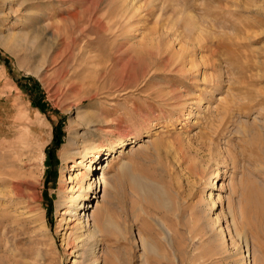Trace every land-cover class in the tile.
I'll return each instance as SVG.
<instances>
[{
  "label": "rangeland",
  "instance_id": "obj_1",
  "mask_svg": "<svg viewBox=\"0 0 264 264\" xmlns=\"http://www.w3.org/2000/svg\"><path fill=\"white\" fill-rule=\"evenodd\" d=\"M1 177L0 264H264V0H0Z\"/></svg>",
  "mask_w": 264,
  "mask_h": 264
},
{
  "label": "bare ground",
  "instance_id": "obj_2",
  "mask_svg": "<svg viewBox=\"0 0 264 264\" xmlns=\"http://www.w3.org/2000/svg\"><path fill=\"white\" fill-rule=\"evenodd\" d=\"M119 143H120L119 144V147H123L126 144V142L124 140H119ZM75 145L76 144L72 141L70 144L68 143L66 145V147H64V149H65L64 155L66 156V159H69L70 158V156H69V154L71 153L70 150L72 148H75ZM24 150L22 149V168L25 167V159H24V156H25L26 153H25ZM103 150L104 149L97 150V152L89 159L90 162L86 165L87 171L86 172H83V173H85V175L83 177L82 176L79 177V174L80 173L79 174H76L74 176V181H75L76 184H75V186H73L69 190V192L71 191V194H73V195L77 193V196H76V198L73 201H71V203L74 202V201H76L78 203L81 200V198H83V196L85 195V193L88 194V192H92V191L95 192L94 194L99 193L101 191V188L102 187H105V186L108 185V181H107V178L105 176V171H106V168L107 167H110V165H111L110 164V161L112 160V158H111V160L109 158H110L111 155H114V152H115L116 148H115L114 144H112L111 147H110L109 153H107V155L109 154V156L106 157V158H103L104 159L103 162H100V160H101V158L103 156V154H102L103 153L102 152ZM72 158L74 159V157H72ZM106 160H108V163L106 162ZM39 163L41 164V162H38L37 165H36V167L30 172L31 176L35 179V184H29L28 183V185H29L28 188L30 187V189L31 190H34V191L39 186L38 185L39 184L38 174H39L40 171L39 172L37 171V166L40 165ZM82 163H83L82 161L75 160V163L72 164V166L70 168V171H75L79 167V165H82ZM99 171H101V174L96 175V173L99 172ZM102 171H103V173H102ZM91 174H93L95 176V180L93 182H90L89 181L91 179L93 180V177H94V176L91 177L90 176ZM86 177H87V179H86ZM70 179H71V177H70ZM84 179H86V181H89L88 184H87V186H85V184H84ZM0 180H1V182H0V195H2V197H0V198H1V200H3L2 198L5 195V193L7 192L5 190L6 189L5 186L8 185L9 181L5 177H1ZM25 184H27V183H25ZM7 194H8V192H7ZM29 195H30V193H25L24 192V189L22 188V196L25 198L26 196L29 197ZM32 195H30V196L33 197ZM73 195H71V197H73ZM83 201H84V199H82L80 201V203H79L80 205L79 206L81 208H83L84 210H86L85 211L86 212L85 215L87 216V218H86V222H87L86 225L92 227L93 234H96L97 231L99 230L98 229L99 226H98L97 220H96L97 218L94 215H91L90 212L87 213L88 210H90L91 208L94 207V204L91 205V203H88L87 205H81ZM95 206L96 207H94V208L96 210V208H98V206H99V202ZM69 213H70V211H68V208H67L63 212V216L68 215ZM93 216L95 217L94 219L92 218ZM63 219H66V218L64 217ZM90 221H93V223H90ZM106 223H107V221H106ZM61 230L64 231V230H66V228H64L63 225H62Z\"/></svg>",
  "mask_w": 264,
  "mask_h": 264
}]
</instances>
